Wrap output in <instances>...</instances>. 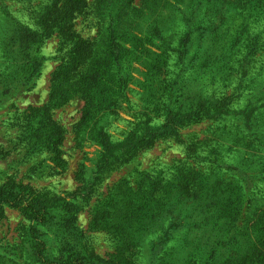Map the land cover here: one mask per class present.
<instances>
[{"label": "rangeland", "instance_id": "374dc122", "mask_svg": "<svg viewBox=\"0 0 264 264\" xmlns=\"http://www.w3.org/2000/svg\"><path fill=\"white\" fill-rule=\"evenodd\" d=\"M141 1L136 0V4L141 5ZM94 2L87 0V9L75 19V29L88 39L95 38L98 32ZM54 3L56 0H0V189L11 183L22 184L33 195L52 203L51 221L40 225L48 241V256L70 257L82 249L97 257L98 264H264L260 211L245 206L233 220L224 221L229 223L220 232L202 230L200 234H206L209 242L198 247L196 242H186L182 235L185 228H176L182 215L169 212L171 200L162 198L164 181L167 185L179 175L181 165L194 171L208 170L211 165L193 157L189 150L193 141L214 144L218 139L225 145L238 143L233 153L223 150L225 156L237 159L250 148L251 137L261 140L255 141V146L264 144V124L244 131L242 118L234 113L221 118L203 116L200 122L187 123L178 135L163 137L151 147L130 152L123 141L138 121L134 113L141 109L142 97V90L131 85L128 99L120 98L117 113L101 118L111 121V140L120 141L117 147H104L103 138L92 129L102 114L84 117L85 100L77 94L58 101L51 98L56 85L54 74L67 56L61 37L40 35L28 50L30 56L20 63L10 43L21 28L41 32L40 16ZM33 63L38 67L31 68ZM133 66V76L142 79L139 71L143 68L136 62ZM235 86L236 82L226 84L224 93L233 92ZM260 88L254 81H249L244 91L237 88L232 106L243 107L247 91L253 95ZM48 112L52 126L61 133L54 137L60 141L57 148L51 147L41 134L49 130L40 128ZM232 170L223 169L219 176L225 181L234 178ZM250 185V192L257 190L264 198V181ZM130 189L136 193L139 209L123 222L124 218L118 217L121 204L117 201L128 198ZM29 228L30 220L22 207L3 204L0 264H41L32 255ZM152 248L158 252L153 254ZM191 250L195 252L193 256L188 255Z\"/></svg>", "mask_w": 264, "mask_h": 264}, {"label": "trees", "instance_id": "16d2710c", "mask_svg": "<svg viewBox=\"0 0 264 264\" xmlns=\"http://www.w3.org/2000/svg\"><path fill=\"white\" fill-rule=\"evenodd\" d=\"M87 7V0H56L40 16L41 32L21 28L10 43L20 63L30 56L28 50L40 35L61 37L67 56L54 74L51 98L58 101L77 94L85 100L84 117L102 114L92 129L99 132L104 147H117L120 141L111 140V121L101 118L117 113L120 98L128 99L131 85L142 90V97L141 109L134 113L138 121L123 141L130 152L178 135L187 123L200 122L203 116L221 118L234 113L242 118L244 131L264 124V0H142L141 5L136 0H95L98 32L93 39L82 37L75 29L76 17ZM135 62L143 68L139 71L142 79L133 76ZM30 66L38 67L36 63ZM259 77L262 79L257 81ZM249 81L261 88L253 95L247 91L245 105L235 109L236 89L244 91ZM232 82H236L234 91L224 93L226 84ZM156 100L158 109L154 107ZM50 118V113H45L40 128L49 130L41 134L57 148L60 141L54 137L61 133ZM250 139V148L237 159L226 157L223 150L233 153L238 143L225 145L214 139L210 144L197 139L189 150L193 157L211 164L208 170L194 171L183 164L169 184L164 181L162 198L171 200L169 212L182 215L176 228H185L182 235L186 242L205 246L209 239L200 232L210 228L220 232L229 223L224 221L233 220L245 206L261 212L258 225L264 231V198L257 190L250 192V183L264 181V144L254 145L261 141L258 136ZM228 167H232L234 178L225 181L219 175ZM127 194L128 198L117 201L121 204L118 217L124 218L123 222L139 209L133 189ZM5 203L22 207L28 215V242L41 264L99 263L82 249L70 257L48 256V241L40 230V225L53 217L52 203L47 199L33 195L22 184L11 183L0 189V208ZM191 251L188 255L193 256Z\"/></svg>", "mask_w": 264, "mask_h": 264}]
</instances>
